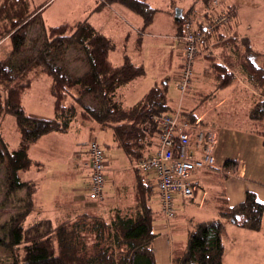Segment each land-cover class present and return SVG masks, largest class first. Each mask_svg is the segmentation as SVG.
Returning a JSON list of instances; mask_svg holds the SVG:
<instances>
[{"label":"trees","instance_id":"1","mask_svg":"<svg viewBox=\"0 0 264 264\" xmlns=\"http://www.w3.org/2000/svg\"><path fill=\"white\" fill-rule=\"evenodd\" d=\"M204 1L201 0L203 5ZM112 3H119L140 16L143 29L151 24L156 12L146 0H103V4ZM32 6L29 0H3L0 5V20L7 21L5 33L11 43L8 55L0 56V86L5 92V96L0 97L3 99L0 100V119L6 115L13 117L19 136L18 146L10 149L0 132V169L4 170L6 193L16 195L26 191L20 200L24 207L0 227L4 230L0 235V247L17 251L13 264H154V212L147 205L153 188L151 181L143 179L142 172L135 168L132 169L137 175L132 209L114 210L113 213L110 210L109 218L84 213L57 225L49 220L27 222L33 213L32 198L37 187L33 181L22 180L20 173L34 165L28 154L32 143L49 133H66L78 117L80 121H94L102 129L111 130L114 142L134 165L153 154L158 135L154 118L171 114L166 83L151 88L131 107L125 108L117 100L118 89L142 77L145 69L133 65L128 57L121 66H113L108 54L114 44L87 20L55 27H45L41 21L38 32L30 36V28L38 15L32 11ZM185 16H177L180 32ZM197 28L200 29L199 24ZM217 29L206 36L204 43ZM230 40L233 37L226 42ZM21 47L24 48L22 52ZM72 48L78 50L85 67L80 75L58 65ZM245 50L244 53H233L237 59L241 57L245 82L259 94L249 118L254 125L253 133L261 138L264 147V53H252L249 46ZM251 54L262 59L261 65L257 66L250 59ZM222 57L224 66H234L229 63L234 58ZM224 66L211 64V72L221 88L233 80V75ZM35 70L52 80L53 115L50 119L29 115L22 106V95L31 84L27 76ZM177 113L180 121L191 127L197 125L193 111ZM237 167V161L228 160L221 169L234 175ZM218 210L220 219L193 227L184 250L174 258L173 264H223L225 225L222 219L264 234V205L257 202L252 193H246L244 201L233 207L222 199Z\"/></svg>","mask_w":264,"mask_h":264},{"label":"crops","instance_id":"2","mask_svg":"<svg viewBox=\"0 0 264 264\" xmlns=\"http://www.w3.org/2000/svg\"><path fill=\"white\" fill-rule=\"evenodd\" d=\"M81 1L89 3L91 0ZM48 2L49 0H42V5L39 9L40 17L46 11L47 7L44 9V6L47 5ZM94 2L92 6H90V4L87 5L89 7L88 11H82L83 13L79 21L87 20L95 30L114 44V49L108 54V59L113 66H121L124 63L125 57H128L133 65L142 66L144 68L146 59L149 60L151 57V54L147 56V51L149 50V52H151L152 50L150 48H156V39L158 38L165 40L164 44L161 46H167V48H169L168 55L161 62L163 67L161 74L157 75L154 80H149L148 77L144 75V77L137 78L118 89L117 100L120 101L125 108L134 105V103L139 101L154 86L162 85V83H166L167 85V80L171 77L170 73L172 72L170 71L172 68L176 70L175 74L172 73L173 77L177 79L179 76L178 78H180L181 66L183 63V48L181 43L176 39V36L179 35L180 32L178 28H175L173 32H169L167 35L155 34L154 32L152 35L148 32L146 36H153V43L150 42V38L145 41L144 37L146 36L144 34L141 40V38L136 37L135 34L141 35V30H147L149 26L143 29V20L140 16L119 3L103 4V0H96ZM207 12L208 10L204 7L203 13L205 14ZM49 15H45V20L42 22L45 27H55V25L52 26L50 22L53 21V16L50 13ZM180 15L184 16L181 10ZM237 15L236 10H233L232 18H230L229 21L232 28H229V26L219 28L212 34L209 40L204 43L201 52L193 60L191 86L186 93H181L179 105L173 110L174 112L193 111L197 122V125L194 126L195 129L211 131L216 134V142L213 148L216 163L215 169L212 171L200 170L192 174V183L194 187L193 196L189 199L176 196L173 201L175 211L174 217L169 220H166L160 212L154 174L140 173L143 179L146 178L151 181L153 188L151 198L149 202H147L148 207L152 209L151 206L154 202L153 196L157 201V211L152 209L154 212L153 229L156 234L152 242L154 264H173L174 258L184 250L189 232L196 224L220 219L218 207L222 199L226 200L228 206L233 207L244 201L246 193H252L256 201L264 205V147L262 146L261 138L253 133L254 125L249 118L250 111L256 101V96L254 95L256 93L253 91L254 93L252 94V90L249 88V90H244L243 86H249L245 82L244 73L242 72L241 57L237 59V55L233 53L236 51V53L239 54L246 51V48L242 47L240 43L242 39L248 40V46L253 50L252 53H255L254 51H260V49L255 46V40H257L260 35L261 40L264 39V33H255V30L251 33H249V31L243 32L240 29V22L239 19H237ZM199 18V20L203 21L198 22H203L204 24L206 20L203 14L199 15ZM255 20L252 21L253 25H256ZM79 21L71 22L70 19H66L61 24H74ZM156 24L155 22V25ZM166 24H169V21H166ZM259 26L258 28H260ZM197 27L198 25L196 24V26L192 28L196 29ZM261 29L262 31L264 30V25ZM229 37H233L234 41L226 42ZM129 38H131V40H129ZM6 41L9 42V38H7ZM128 45L131 47L130 50ZM173 54H176L178 58L177 62L176 59L174 61ZM209 56L212 57L213 60H210L208 58ZM222 56L234 58V60L230 59L229 62L234 66L231 68L224 66L222 63ZM212 63L222 64L228 73L233 75V80L230 84L222 88L219 87L215 74L211 72ZM166 73H169V75ZM137 88H140V91L138 94H135L136 91L134 90ZM29 89H27L26 92ZM23 95L22 106L26 108L24 104L25 97L23 99ZM191 96H196V98H192ZM184 103H186L187 106L185 108L186 110L182 107ZM27 113L43 119H50L52 117L48 116L49 113L45 115ZM51 113V115H53V106ZM239 119L246 122L247 129H242L243 127L232 124L238 122ZM86 123L88 122L79 120V128L84 132H89L93 137L92 139H95V141L97 140V131L106 129H102L96 122V128L98 130L91 129V125L85 126ZM192 133L193 136L190 138L189 145L194 149L197 145L195 137L196 131H192ZM58 139H60L62 143L69 144V155H67V157H69L70 162L61 164V170L53 169V171H51L52 173H47V177L42 176L39 169L42 167V162L44 160L39 157L41 155L40 152L49 154L47 160L56 158L55 154L51 156V152H63L64 150L63 148L54 147ZM80 139H82V134L79 135L78 138L72 140L70 126V129L66 133H49L40 137L36 142L30 145L28 154L30 159L34 162V167L32 168H35V170L39 172L42 185L48 184L49 186L53 180V176L61 175L67 180L68 186H72L69 187L70 191L68 193L70 201L68 204H64V208L54 200L49 204L47 212L38 208V214L36 218L34 217L32 222L37 220H49L53 225H57L68 220H74L80 214H88L86 211L90 208L97 209L94 213L109 218L110 210H112L111 212L113 213L114 210L126 211L133 208L135 203V184L137 175L136 172L132 170L133 163L124 152V155L129 161V165L119 166L117 163L113 165L112 162L108 160L103 197L101 201L96 203L89 201L87 187L90 174L88 168V151L82 152L80 159H77L78 153L80 154L79 150L74 148L71 151L73 145L75 146L81 143ZM73 141H77L78 143L74 144ZM155 145L151 153H155L157 149V137ZM112 147L119 148L114 142L113 135ZM194 157L198 159L199 155L195 154ZM228 160L238 162V167L234 175L227 174L226 172L224 173L221 169L225 161ZM57 166L58 164L55 163L54 168H58ZM32 168L25 172H31L33 170ZM35 179L36 177L31 179L28 178L24 181L34 182L36 181ZM106 187L108 188L107 191ZM83 193L87 194L84 195ZM103 209L105 210L104 212ZM41 212L46 214H42L41 216ZM105 212L107 213L105 214ZM227 222L228 223L224 222L225 231L222 236L223 251H256L257 249H259V251H264V234L262 232L251 231L235 225L230 221ZM223 264H225L224 256Z\"/></svg>","mask_w":264,"mask_h":264},{"label":"rangeland","instance_id":"3","mask_svg":"<svg viewBox=\"0 0 264 264\" xmlns=\"http://www.w3.org/2000/svg\"><path fill=\"white\" fill-rule=\"evenodd\" d=\"M28 1V0H26ZM31 2L32 11L35 10V12L38 14L36 15L34 19V23L32 24L29 35L35 36V34L38 32V28H40L41 21H44V16L49 15V13L53 16V21H50L52 26L60 25L64 20L70 19V21H79V18L82 16V11H88V4L90 6L95 3L96 0H91L88 2H83L81 0H49L47 5L44 6V9L46 8V11L42 16L40 17L39 9L42 5V0H29ZM146 2L150 5V7L156 9V12L153 16V20L151 22V26L149 24V27L147 30H141V35L135 34L136 37L143 39V34L146 36L148 32H150L152 35L160 34V35H167L169 32H173L175 28H177V16L180 15V12L177 15V11L181 10L183 11L184 15L186 14L184 18V23H187L191 25L192 27H195L196 24L198 25L199 15L203 14L205 18V23H199L200 29L207 25L211 20L218 16H226L229 21L230 18H232L233 10H236L237 12V19H239L240 22V29L244 32L251 33L255 30V33L262 34L264 33V30L262 31V26L264 25V0H205L204 4H202L201 0H146ZM3 3V0H0V5ZM204 7L206 10H208L207 13H203ZM38 8V11L36 10ZM191 9V10H190ZM190 10V11H189ZM189 11V12H188ZM67 15V16H66ZM50 16V15H49ZM48 16V18H49ZM198 17V18H197ZM257 18V19H256ZM256 19V20H255ZM255 20L256 25L252 24V21ZM166 21H169V24H166ZM187 21V22H186ZM228 22H225L219 26H217L215 29H219L222 27L229 26V28H232V25ZM49 22V23H50ZM155 22L157 23L155 25ZM168 23V22H167ZM75 24V23H74ZM166 24V25H165ZM9 25V24H8ZM260 25V26H259ZM257 26V27H256ZM258 26L260 28H258ZM7 27V21L5 19L0 20V56L8 55V51L11 49V43L10 40L7 42V38H9V35H6L8 33H5V29ZM255 28V29H254ZM257 28V29H256ZM36 29V30H35ZM199 30L198 28H196ZM214 29V31H215ZM217 29V30H218ZM154 32V33H153ZM181 32H179V35ZM179 35L176 36V39L181 43L182 41L179 39ZM153 36H146L145 41L150 38V42H154L152 39ZM242 37V36H240ZM172 38V37H171ZM230 38V37H229ZM238 38V37H236ZM131 40V38H129ZM231 42L234 40H230ZM237 41V40H236ZM165 40L163 39H156V48H150L152 51H147V56L151 54L150 59H146L145 63V74L148 79H155L157 75L161 74L162 65L161 62L165 59V57L168 55L169 48L167 46H161L163 45ZM168 42V41H167ZM256 42V48L260 49L264 53V39L261 40V35ZM242 47L248 48V40L242 39L241 42ZM128 48L130 50V45H128ZM20 52L24 50V48H19ZM77 49L72 48L70 49L67 54L66 58L61 59V61L58 63L59 66H62L65 70L68 72H72L74 74L80 75L84 72V64L82 62V58L80 57V54L77 53ZM19 52V53H20ZM174 61L176 59V62L178 61L176 54H173ZM250 59H252L257 66L261 65V58H258L255 54L249 55ZM174 66V65H173ZM74 70V71H73ZM175 69L172 68L170 72L175 74ZM170 73V78L167 80V96L169 98L168 100V106L170 107V113H174V109H176L179 105V97L181 96V92L177 89V84L179 82V76L177 79H175ZM169 75V73H166ZM144 75L142 77H144ZM141 77V78H142ZM27 78H30L31 82V88L24 93L23 99L25 97V110L27 112H30L32 114H46L49 113L48 116H52V106H53V99L50 94V87H51V78L39 72L38 70L31 71ZM23 82H26L24 80ZM153 82V81H152ZM244 87V90H247L248 88L252 90L250 87ZM2 86H0V97L5 96V92L2 90ZM248 89V90H249ZM135 94H138L140 91V88L135 89ZM192 93V92H191ZM254 93L253 90L251 92ZM254 94L256 97H258L257 91ZM193 95V94H192ZM192 98H196V96H191ZM253 97V96H252ZM2 98H0L1 100ZM3 100V99H2ZM1 100V101H2ZM183 109H185L186 103L182 106ZM80 109H78L79 112ZM186 110V109H185ZM184 112V111H182ZM242 114V112H241ZM79 118L77 117L72 125H71V137L72 140L78 138L79 135L82 134L81 143L78 145H73L71 148V151L75 148L76 150H79L80 154L78 153L77 159H80V155L82 152H86L89 150V145L91 142H96L99 144L100 148L102 149L105 161L108 165V160L112 162L113 165L116 163L121 166L129 165V161L124 155L123 151L117 147H112V132L108 129H105L103 131H97L96 141L95 139H92V135L89 134V132H84L83 130H80L79 128ZM237 125L238 127H243L242 129H247L246 122L244 120L239 119L238 122L232 123ZM91 125V129H97V124L94 121H90L86 123L85 126ZM98 130V129H97ZM0 132H1V138L2 140L9 146V148H15L18 146V133L15 130V123L13 117L6 115L2 116L0 119ZM61 137V136H58ZM70 137V136H69ZM73 143H78L77 141H73ZM61 146V147H60ZM69 144L62 143L60 139L56 141V144L54 147H58L60 149H64L63 152H57L52 153L55 154L56 158L48 159L49 154L40 152L41 155H37L40 158H42L44 161L42 162L43 165L39 169L40 174L42 176H48L47 173L55 170H61V167L63 163H69L70 159L67 157L69 155L68 150ZM109 147V148H108ZM75 152V151H74ZM77 152V151H76ZM72 154V153H71ZM58 156V157H57ZM58 164V168H54V164ZM115 163V164H114ZM34 167V165H33ZM79 168V167H78ZM33 170L31 172H21L20 176L22 180H27L28 178H34L36 177V181L34 183L36 184L37 191L34 194V197L32 198L33 201V213L30 214L31 216L28 217L27 222L32 223V220L34 217L36 218V215L38 214V208L42 209L44 212L48 211V206L51 202L54 200L57 201V203L64 208V204H68L70 201L69 191L70 186H68L67 180L64 179L61 175H55L53 176V180L48 186V184L42 185L41 179L39 178V172L35 170V168H32ZM79 171V169H78ZM52 173V172H51ZM81 175V174H80ZM38 176V178H37ZM38 179V180H37ZM85 179V176H84ZM87 179V176H86ZM106 179V174H105ZM106 183V181H105ZM48 186V187H47ZM74 186V185H73ZM5 184V174L4 170L0 169V227L2 224L7 223V221L10 219L11 216L15 215V213L19 212L24 206L23 202L20 200L25 197L26 191L22 190L17 192L16 195H12L7 192ZM72 187V186H71ZM108 187V185H107ZM106 187V191L107 188ZM87 190V189H86ZM87 192V191H86ZM84 195L87 193H83ZM157 197V196H156ZM153 205L151 206L153 210L157 211V201L156 198L153 196ZM92 203L98 202L89 200ZM91 205V204H90ZM94 210V211H93ZM97 209H89L86 212L89 215H94V213ZM105 210L103 209V212ZM54 212V209H53ZM107 212H105L106 214ZM42 214H46L41 212ZM52 217V216H51ZM223 222L228 223L226 219H222ZM4 230H0V235H3ZM17 251H9L5 247H0V264H13L16 259ZM224 260L225 264H264V251H259L257 249L256 251H224Z\"/></svg>","mask_w":264,"mask_h":264},{"label":"built area","instance_id":"4","mask_svg":"<svg viewBox=\"0 0 264 264\" xmlns=\"http://www.w3.org/2000/svg\"><path fill=\"white\" fill-rule=\"evenodd\" d=\"M226 16L214 17L207 25L197 30L187 23L181 26L179 39L182 41L183 64L177 88L184 93L190 88L193 74V60L201 52L202 45L208 34L227 22ZM158 127V146L152 155L138 162L132 168L142 173H152L156 179L160 212L166 220L174 217L173 201L176 196L189 199L193 196L194 187L192 174L200 170H211L215 167L213 154L216 134L211 131L195 129L186 122L179 120L178 113L163 114L154 118ZM192 131H196V148L190 147ZM199 155L195 159L194 155ZM88 168L89 186L88 198L96 201L103 197L107 163L97 142L89 145Z\"/></svg>","mask_w":264,"mask_h":264},{"label":"water","instance_id":"5","mask_svg":"<svg viewBox=\"0 0 264 264\" xmlns=\"http://www.w3.org/2000/svg\"><path fill=\"white\" fill-rule=\"evenodd\" d=\"M178 12H179V10L177 11V14H178ZM177 20H178V18H177Z\"/></svg>","mask_w":264,"mask_h":264}]
</instances>
